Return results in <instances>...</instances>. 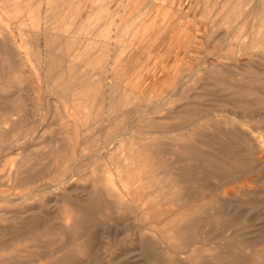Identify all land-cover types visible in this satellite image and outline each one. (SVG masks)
Listing matches in <instances>:
<instances>
[{"label":"rangeland","instance_id":"374dc122","mask_svg":"<svg viewBox=\"0 0 264 264\" xmlns=\"http://www.w3.org/2000/svg\"><path fill=\"white\" fill-rule=\"evenodd\" d=\"M0 264H264V0H0Z\"/></svg>","mask_w":264,"mask_h":264},{"label":"bare ground","instance_id":"6f19581e","mask_svg":"<svg viewBox=\"0 0 264 264\" xmlns=\"http://www.w3.org/2000/svg\"><path fill=\"white\" fill-rule=\"evenodd\" d=\"M120 140V139H119Z\"/></svg>","mask_w":264,"mask_h":264}]
</instances>
